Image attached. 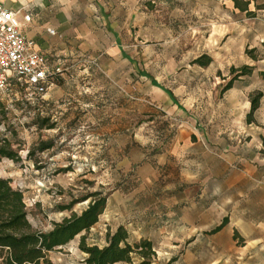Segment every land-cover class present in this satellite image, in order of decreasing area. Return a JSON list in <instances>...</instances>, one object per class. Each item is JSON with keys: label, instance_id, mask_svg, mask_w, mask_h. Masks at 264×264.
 Wrapping results in <instances>:
<instances>
[{"label": "rangeland", "instance_id": "rangeland-1", "mask_svg": "<svg viewBox=\"0 0 264 264\" xmlns=\"http://www.w3.org/2000/svg\"><path fill=\"white\" fill-rule=\"evenodd\" d=\"M100 1L107 16L94 18L93 32L79 17L83 45L52 66L42 97L17 81L0 91V143L18 156L0 159V177L22 192L30 230L80 213L90 198L80 199L98 191L105 208L80 233L89 245L123 226L131 244L152 242L150 264H264L263 250L236 257L239 231L216 234L263 211L254 200L263 193L241 191L246 181L234 184L220 152L252 149L246 114L264 91V0ZM203 54L205 66L194 62ZM244 64L252 71L225 89L230 68ZM40 142L51 146L39 150ZM80 234L48 252L52 264H85Z\"/></svg>", "mask_w": 264, "mask_h": 264}, {"label": "trees", "instance_id": "trees-1", "mask_svg": "<svg viewBox=\"0 0 264 264\" xmlns=\"http://www.w3.org/2000/svg\"><path fill=\"white\" fill-rule=\"evenodd\" d=\"M234 2L235 6L239 7L237 0ZM241 9L247 10V7H241ZM262 47L264 49V41H262ZM210 61V56L206 54L194 60L202 66L209 64ZM252 69L251 65L245 64L239 68L231 67L230 72L234 76L224 88H230L234 79L250 73ZM52 76L49 78L50 82ZM167 92L174 99L172 93ZM261 96L262 92L259 91L250 99V110L246 115L248 120L257 108ZM50 146L51 143L40 142L38 149L44 150ZM2 157L18 158L5 141L0 143V159ZM87 198H90L88 204L80 213H73L55 222L46 232L31 231L26 219L22 192L13 189L9 180L0 177V264H52L48 258V252L67 244L81 232L88 231L103 212L107 196L93 191L84 195L80 200ZM73 203L72 201L69 205L61 206L60 210L71 207ZM226 221L225 217L213 231L219 230ZM128 238V231L123 226H118L114 232L106 233V244L103 246L87 244L84 234H80L78 246L85 253L83 259L85 264H114L117 262L150 264L155 255L152 242L147 238H141L131 244ZM133 256L138 258L137 262L134 261Z\"/></svg>", "mask_w": 264, "mask_h": 264}, {"label": "crops", "instance_id": "crops-1", "mask_svg": "<svg viewBox=\"0 0 264 264\" xmlns=\"http://www.w3.org/2000/svg\"><path fill=\"white\" fill-rule=\"evenodd\" d=\"M0 2L7 9L21 11L17 16V20L25 38L32 42L34 48L45 54L50 67L58 64L62 58L71 54L72 45H76L80 41L79 38H84L82 37L83 21L79 18L80 16H86L85 24H91L92 32L95 23L94 18L107 16L104 3L100 0H0ZM24 14H29L28 21L23 20ZM47 28L53 29L54 33H49ZM81 45H83V42L80 41ZM112 50L121 52L122 46L116 43ZM254 113L258 116L264 114L263 90L258 106L251 114L254 118L251 119L250 116L247 123L252 128L251 134H249L250 143H248L252 144V149H246V146H249L247 143L246 145L237 144L230 147L229 153H223L227 152L225 148L220 153L224 156L226 162L230 161L235 171L234 184L237 185L241 182L244 186L242 181H246V187L241 188V191L263 193L262 198H254V200L257 199V205L261 203L260 206L263 211L253 216L248 214L246 220L230 221L216 232L219 235L228 234L230 230L234 229L239 231L241 237L244 238L245 245L242 251H237L239 256L236 257L242 259V256L246 255L247 260L252 259L259 251L263 250L264 252V155L259 152L262 145L261 141L264 140V125L259 124ZM245 149L248 153H253V160L258 159V165L251 164L252 158L243 153ZM262 149L264 150V146H262ZM239 164L244 167L242 169L238 168ZM236 262L239 263V261Z\"/></svg>", "mask_w": 264, "mask_h": 264}, {"label": "built area", "instance_id": "built-area-1", "mask_svg": "<svg viewBox=\"0 0 264 264\" xmlns=\"http://www.w3.org/2000/svg\"><path fill=\"white\" fill-rule=\"evenodd\" d=\"M20 10L5 8L0 2V91L12 81L25 85L28 95L42 97L54 74L44 53L28 41L17 20ZM29 14L23 20H29ZM51 34L54 30L47 28ZM57 70V68L55 69Z\"/></svg>", "mask_w": 264, "mask_h": 264}]
</instances>
